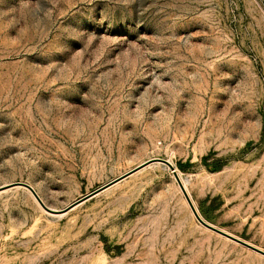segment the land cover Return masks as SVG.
Returning a JSON list of instances; mask_svg holds the SVG:
<instances>
[{"label": "rangeland", "instance_id": "374dc122", "mask_svg": "<svg viewBox=\"0 0 264 264\" xmlns=\"http://www.w3.org/2000/svg\"><path fill=\"white\" fill-rule=\"evenodd\" d=\"M159 158L264 250V0H0V264H264Z\"/></svg>", "mask_w": 264, "mask_h": 264}, {"label": "water", "instance_id": "95a60500", "mask_svg": "<svg viewBox=\"0 0 264 264\" xmlns=\"http://www.w3.org/2000/svg\"><path fill=\"white\" fill-rule=\"evenodd\" d=\"M159 160H160L161 162H163L164 164H166V165H167V166H168V167L174 172V175H175L177 181L179 182V185H180V187H181V189H182V191H183L185 197L187 198V200H188V202H189V204H190V206H191V208H192V210H193V213L195 214V216L197 217V219H198V220H199L204 226H206V227H208V228H210V229H212V230H214V231H216V232H218V233H220V234H222V235H224V236H226V237H228V238H230V239H232V240H234V241H236V242H239V243H241V244H243V245H245V246H247V247H249V248H252V249H254V250H256V251H258V252L264 254V250H263V249H261V248L255 246V245H253V244H251V243H249V242H247V241H245V240H243V239H241V238H239V237H237V236H235V235H233V234H231V233H229V232H227V231H225V230H222V229L216 227L215 225L209 223L208 221H206V220L200 215V213H199V211L197 210L195 204L193 203V200L191 199L189 193L187 192V189L185 188V186H184V184H183V182H182V180H181V178H180L178 172L176 171V168H175L174 164H173L172 162H170L169 160L164 159V158H159ZM139 168H140V167L134 168V169L130 170L129 172H127V173H125V174H123V175H121V176H119V177L113 179L112 181H110V182H108V183H106V184L100 186L99 188H97V189L91 191L90 193H88V194H86L85 196L81 197L80 199H78V200L75 201L74 203L70 204L67 208H65L64 210H62V212L67 211V210L73 208L74 206L78 205L79 203H81V202H83V201H85V200H87V199H89V198L95 196L96 194H98V193L101 192L102 190L106 189L107 187L113 185L114 183H116V182L120 181L121 179H123V178L129 176L130 174L134 173V172H135L136 170H138ZM20 184L23 185V186H25L27 189H29V190L32 192V194L35 196V198L37 199V201L41 204V206H42L44 209H46V210L49 211V212H57V210H55V209H53V208H50L49 206H47V205L45 204V202L42 200V198L40 197V195L37 193V191L35 190V188H34L31 184L26 183V182H21Z\"/></svg>", "mask_w": 264, "mask_h": 264}, {"label": "crops", "instance_id": "0c3cea01", "mask_svg": "<svg viewBox=\"0 0 264 264\" xmlns=\"http://www.w3.org/2000/svg\"><path fill=\"white\" fill-rule=\"evenodd\" d=\"M133 174H134V173H133ZM133 174H130L129 176H127V177H125V178L121 179L120 181H118V182L114 183L113 185H111V186L107 187L106 189L102 190L101 192H99V193H98V194H96L95 196H97V195H99V194H101V193H104L105 191H108L109 189H111V188L115 187L116 185H118L119 183H121V182L125 181L127 178H129V177H130L131 175H133ZM95 196H93V197H95ZM89 199H91V198H89ZM89 199H87V200H89ZM87 200H85V201H87Z\"/></svg>", "mask_w": 264, "mask_h": 264}, {"label": "trees", "instance_id": "16d2710c", "mask_svg": "<svg viewBox=\"0 0 264 264\" xmlns=\"http://www.w3.org/2000/svg\"><path fill=\"white\" fill-rule=\"evenodd\" d=\"M216 163V162H215ZM220 164H215V168L219 169Z\"/></svg>", "mask_w": 264, "mask_h": 264}, {"label": "bare ground", "instance_id": "6f19581e", "mask_svg": "<svg viewBox=\"0 0 264 264\" xmlns=\"http://www.w3.org/2000/svg\"><path fill=\"white\" fill-rule=\"evenodd\" d=\"M168 160V159H167ZM170 161V160H169ZM170 162H172V161H170ZM177 171V170H176Z\"/></svg>", "mask_w": 264, "mask_h": 264}]
</instances>
